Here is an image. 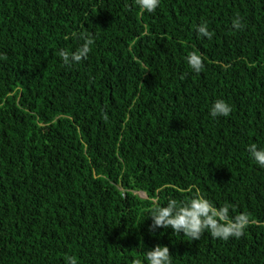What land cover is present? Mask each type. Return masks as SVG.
Listing matches in <instances>:
<instances>
[{
  "label": "trees",
  "instance_id": "16d2710c",
  "mask_svg": "<svg viewBox=\"0 0 264 264\" xmlns=\"http://www.w3.org/2000/svg\"><path fill=\"white\" fill-rule=\"evenodd\" d=\"M80 33L91 51L65 65L57 53ZM220 99L227 117L211 115ZM253 143L264 148V0H160L152 13L135 0H0V264H148L156 245L171 264H264ZM197 193L248 213L245 234L149 231L153 208Z\"/></svg>",
  "mask_w": 264,
  "mask_h": 264
},
{
  "label": "clouds",
  "instance_id": "9594fccd",
  "mask_svg": "<svg viewBox=\"0 0 264 264\" xmlns=\"http://www.w3.org/2000/svg\"><path fill=\"white\" fill-rule=\"evenodd\" d=\"M135 4L148 13L155 12L160 4V0H135ZM233 28L240 30L243 27L239 17L234 18ZM197 32L200 37L212 39L213 33L209 31L206 23L197 26ZM73 35H77L73 33ZM79 38L84 43L75 51L69 52L61 49L57 53L62 58L65 65L71 63H79L87 59L91 45L94 39L87 33H80ZM189 67L199 73L204 68L202 56L197 52H191L187 56ZM231 106L224 100H217L211 109L213 117L231 114ZM248 151L251 157L261 166L264 167V148L258 149L256 144H250ZM230 206L225 204L216 207L213 203L203 195L197 193L195 197L189 201L178 204L175 199L169 200L167 206H157L151 210L152 224L149 231L155 234L158 228H171L174 233L181 234L191 238V240H200L205 233H208L214 239L227 241L229 238H241L245 234V229L251 223L248 213H241L234 218L229 215ZM146 260L148 264H171V253L168 246L156 245L154 248L146 252ZM67 264H77L75 257H68ZM134 264H141L136 260Z\"/></svg>",
  "mask_w": 264,
  "mask_h": 264
},
{
  "label": "rangeland",
  "instance_id": "374dc122",
  "mask_svg": "<svg viewBox=\"0 0 264 264\" xmlns=\"http://www.w3.org/2000/svg\"><path fill=\"white\" fill-rule=\"evenodd\" d=\"M137 194H139L140 196H145L143 192H138Z\"/></svg>",
  "mask_w": 264,
  "mask_h": 264
}]
</instances>
